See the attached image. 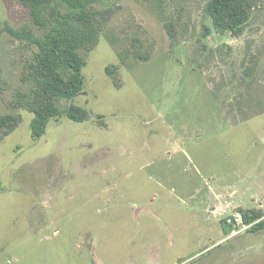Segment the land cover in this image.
<instances>
[{
  "label": "rangeland",
  "instance_id": "1",
  "mask_svg": "<svg viewBox=\"0 0 264 264\" xmlns=\"http://www.w3.org/2000/svg\"><path fill=\"white\" fill-rule=\"evenodd\" d=\"M254 1L236 36L214 29L208 0H99L111 18L73 100L90 117L55 119L37 141L33 114L10 104L30 47L1 34L0 113L22 123L0 142V264H264V229L226 221L264 213V0ZM26 23L18 0H0V30ZM135 37L151 57L123 64Z\"/></svg>",
  "mask_w": 264,
  "mask_h": 264
},
{
  "label": "trees",
  "instance_id": "2",
  "mask_svg": "<svg viewBox=\"0 0 264 264\" xmlns=\"http://www.w3.org/2000/svg\"><path fill=\"white\" fill-rule=\"evenodd\" d=\"M18 1L28 10L30 23L18 27L7 24L0 30V36L6 32L30 47L31 56L24 63L21 75L26 87L15 92L10 104L14 110L33 114L30 128L33 140L37 141L55 119L67 117L77 122L89 119V110L73 100L85 93V54L92 51L106 33L111 10L97 8L99 0ZM255 3L254 0H208L205 11L217 32L238 36L246 29ZM166 27L174 37L173 23H167ZM208 31L207 28L205 36ZM108 37L116 44L114 36ZM118 55L123 64L129 57L139 63L148 61L151 52L140 38L135 37L130 46L120 49ZM119 69L120 65L115 63L106 67V73L118 88L122 86ZM21 123L20 112L0 113V142ZM240 211L244 224L250 225L247 231L264 229L261 210ZM233 224H229L231 230Z\"/></svg>",
  "mask_w": 264,
  "mask_h": 264
},
{
  "label": "built area",
  "instance_id": "3",
  "mask_svg": "<svg viewBox=\"0 0 264 264\" xmlns=\"http://www.w3.org/2000/svg\"><path fill=\"white\" fill-rule=\"evenodd\" d=\"M227 222L228 223H238V224H244L243 222V217H242V214L239 213V212H236L235 214H233L232 216H228L227 217ZM245 225V224H244Z\"/></svg>",
  "mask_w": 264,
  "mask_h": 264
},
{
  "label": "crops",
  "instance_id": "4",
  "mask_svg": "<svg viewBox=\"0 0 264 264\" xmlns=\"http://www.w3.org/2000/svg\"><path fill=\"white\" fill-rule=\"evenodd\" d=\"M233 192H234V191H233ZM216 211H218V209H217Z\"/></svg>",
  "mask_w": 264,
  "mask_h": 264
}]
</instances>
